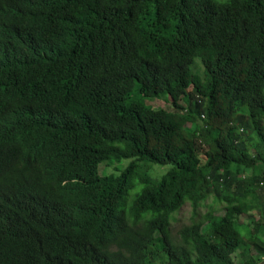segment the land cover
Listing matches in <instances>:
<instances>
[{
  "label": "trees",
  "instance_id": "1",
  "mask_svg": "<svg viewBox=\"0 0 264 264\" xmlns=\"http://www.w3.org/2000/svg\"><path fill=\"white\" fill-rule=\"evenodd\" d=\"M0 264H264V0H0Z\"/></svg>",
  "mask_w": 264,
  "mask_h": 264
},
{
  "label": "rangeland",
  "instance_id": "2",
  "mask_svg": "<svg viewBox=\"0 0 264 264\" xmlns=\"http://www.w3.org/2000/svg\"><path fill=\"white\" fill-rule=\"evenodd\" d=\"M145 103L148 105L154 106V107H164L166 109H171V99L169 97H166L163 100H159V99L146 100ZM115 160L116 159L112 158V159H108L106 162H104L100 166V172L103 174H106V172L109 173L110 171H115L119 167L124 168V166L129 161V159H122L121 161H118L120 163L119 164ZM156 169H157L158 173H162L163 171H165L166 167L156 166ZM139 188H140V186L137 183V185L132 190H130V192H129L130 198H133L137 194ZM222 205L223 204H220V203L216 202L215 200H213V197H212V198H209L207 201H205L201 206H199L198 210L195 212L193 210L190 202H187L181 208V210H179L178 212L175 213V216H174V219L172 220V225H171L172 233L174 235L178 234V231L180 230V228L182 226H184L186 224H190L194 220L204 218L206 216V214L210 211L216 215H223L224 209H223ZM258 218H259V213L256 210H254V212L252 213V216H251V214L250 215H244V214L241 215L240 216V222L242 223V225L247 226L250 223L257 220ZM238 253H236L234 255L235 259H237L236 262H239V260H240ZM252 255H254V257L256 258V251H253Z\"/></svg>",
  "mask_w": 264,
  "mask_h": 264
},
{
  "label": "bare ground",
  "instance_id": "3",
  "mask_svg": "<svg viewBox=\"0 0 264 264\" xmlns=\"http://www.w3.org/2000/svg\"><path fill=\"white\" fill-rule=\"evenodd\" d=\"M133 145V144H132Z\"/></svg>",
  "mask_w": 264,
  "mask_h": 264
}]
</instances>
